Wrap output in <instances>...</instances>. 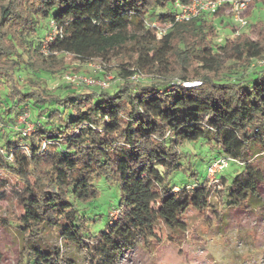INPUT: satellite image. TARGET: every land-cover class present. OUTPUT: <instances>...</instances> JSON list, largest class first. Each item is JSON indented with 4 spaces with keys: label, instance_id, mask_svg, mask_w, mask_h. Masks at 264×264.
Instances as JSON below:
<instances>
[{
    "label": "trees",
    "instance_id": "16d2710c",
    "mask_svg": "<svg viewBox=\"0 0 264 264\" xmlns=\"http://www.w3.org/2000/svg\"><path fill=\"white\" fill-rule=\"evenodd\" d=\"M192 1L0 0V199L12 190L26 217L17 225L0 214V227L22 237L20 264H77L44 242L45 228L83 248L91 264H119L138 240L162 244L159 222L180 243L191 209L223 229L227 210L260 207L264 65L254 62L264 59V20L216 46L217 15L177 20L176 4ZM69 57L120 82L50 91L45 77L62 73ZM186 143L206 144L209 166L230 160L215 191L219 209ZM101 181L116 188L112 220L95 204Z\"/></svg>",
    "mask_w": 264,
    "mask_h": 264
},
{
    "label": "rangeland",
    "instance_id": "374dc122",
    "mask_svg": "<svg viewBox=\"0 0 264 264\" xmlns=\"http://www.w3.org/2000/svg\"><path fill=\"white\" fill-rule=\"evenodd\" d=\"M217 16L221 18V22L219 18L216 20L218 24L216 46L224 45L231 37V32L238 33L246 27L234 24L231 17L225 13ZM245 16L247 24L256 22L258 19L264 20V6L258 5L252 9L250 5ZM163 34L164 32L159 35V38H162ZM259 64V61L254 62V66L258 67ZM21 76H25V72H22ZM45 78L48 89L56 93L62 92L63 87L67 85L79 87L84 92H91L96 89H111L120 82L114 71L106 70L99 64L79 63L70 57L66 59L62 73ZM74 79L75 82H72ZM83 79H90L93 84L81 83ZM134 80L147 81L146 77L137 76ZM182 150L187 158L194 161L201 178L206 179L209 160L214 157V152H210L208 146L202 143L195 145L186 143L182 146ZM258 161H261V166L264 168V157ZM238 168V165L231 163L230 170ZM234 174L230 175L234 176ZM176 178L181 182L186 180L178 176ZM218 185L212 187L211 199L214 208L217 209L220 208L215 192L220 188ZM98 186L102 190V195L95 204L98 209L108 212L112 220L116 214L109 209V205H113L116 201V188L113 184L104 181H101ZM259 200L260 207L251 211L227 210L223 229L218 228L220 224L216 222L215 217H207L191 209L184 216L189 230L181 236L180 243L170 240L171 227L159 222L155 233L162 240V244L160 246L149 244L146 238L138 240L126 251L119 264H264V184L259 190ZM0 214L17 225L26 219L22 208L15 201L12 190L4 199H0ZM98 221V224L102 226L103 221L101 219ZM43 238L47 245L59 248L65 257L77 264H91L83 248L67 244L56 232L45 228ZM21 242L22 237L14 228L0 227V264L21 263Z\"/></svg>",
    "mask_w": 264,
    "mask_h": 264
},
{
    "label": "built area",
    "instance_id": "2783aa9c",
    "mask_svg": "<svg viewBox=\"0 0 264 264\" xmlns=\"http://www.w3.org/2000/svg\"><path fill=\"white\" fill-rule=\"evenodd\" d=\"M250 7L249 0H193L189 4H176L177 15L176 18L179 21L189 20L192 17H196L201 13H210L213 15H218L220 13H225L231 17L234 24L238 26H246L247 19L245 13ZM162 34V33H161ZM160 34V35H161ZM52 37V35L50 36ZM259 65H264V59L259 61ZM75 82V79L72 80ZM81 83L90 85L93 81L90 79H83ZM199 82L195 83H184L186 87H192L198 85ZM29 114L23 113L18 117V123L23 125L24 133H29L32 130V123L29 122ZM3 129V124L0 122V130ZM230 160H216L213 161L208 167V179L212 186L219 183L220 175L229 167Z\"/></svg>",
    "mask_w": 264,
    "mask_h": 264
}]
</instances>
